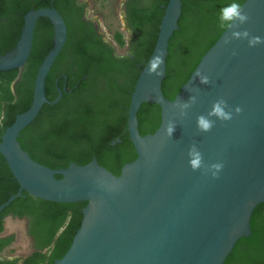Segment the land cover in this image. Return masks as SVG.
I'll use <instances>...</instances> for the list:
<instances>
[{
  "label": "water",
  "instance_id": "95a60500",
  "mask_svg": "<svg viewBox=\"0 0 264 264\" xmlns=\"http://www.w3.org/2000/svg\"><path fill=\"white\" fill-rule=\"evenodd\" d=\"M241 5L249 14L241 28L264 37V0H244ZM180 7V0L167 1L152 51L130 93L126 131L136 157L118 176L94 159L82 166L46 168L32 161L16 141L41 106L55 104L61 95L48 102L43 90L65 37L58 14L52 9L27 12L15 46L0 56V72L20 69L36 19L50 21L52 47L37 68L30 106L0 135V155L18 185L0 211L21 191L53 203H86L67 251L53 264H222L235 242L250 234V215L264 203V44L250 48L246 40H233L224 45L232 31L225 28L175 97L167 100L160 84ZM158 53L164 59L161 75L150 76L148 63ZM196 71L206 73L211 83L199 84ZM192 87L199 93H191ZM192 94L198 96L197 103L181 117L173 105ZM220 97L242 111L229 121L217 120L210 132H199L196 117ZM142 103L157 105L160 115L158 128L144 136L138 134L136 122ZM169 120L176 123L171 138L163 134ZM193 143L206 165L222 163L216 178L188 166L187 151Z\"/></svg>",
  "mask_w": 264,
  "mask_h": 264
},
{
  "label": "trees",
  "instance_id": "16d2710c",
  "mask_svg": "<svg viewBox=\"0 0 264 264\" xmlns=\"http://www.w3.org/2000/svg\"><path fill=\"white\" fill-rule=\"evenodd\" d=\"M244 0H236L242 4ZM233 0H180V15L177 20V30L168 39L167 54L165 58L164 77L161 80L160 90L163 97L172 100L179 92L181 86L187 81L194 70L201 56L213 45L225 28H221L218 22L219 11L222 7L230 4ZM113 38L117 45L122 46V36L114 31ZM153 45L148 47V52L143 62H140V70L144 66ZM33 52L28 58L29 71L28 80L32 81L35 68L39 64L33 59ZM127 64L119 65L114 72L126 73L134 63L127 60ZM32 69V76L29 72ZM17 75V70L0 72V115L6 109H13L14 94L11 90V83ZM94 78L103 82L102 91L97 88ZM132 86V84H131ZM131 88V87H130ZM121 90L116 80L111 76L110 68L101 63L96 71L87 81V87L82 82L75 91L74 103L76 107L72 110H57L49 112L48 107L43 105L37 116L17 137L20 148L27 153L29 158L49 169H61L73 163L78 166L85 165L93 158L96 163L109 171L112 175L118 176L120 168L132 162L136 155L131 156V148H127L129 142L127 136L120 135L115 127L102 117L99 112L103 106L115 100L117 92ZM51 100V99H50ZM27 105L24 109L16 111L22 113L30 106V93H28ZM92 103V104H89ZM94 112L91 118L87 112ZM137 131L140 136L152 134L159 126V107L151 103H142L136 113ZM10 123H3L0 120V134ZM119 140L113 146L111 141ZM0 171L11 179L10 186H17L12 178L5 162L0 156ZM59 178V176H55ZM14 194V193H12ZM26 199L27 194H24ZM0 200L4 203L9 197ZM21 200L15 198L12 202ZM12 202L9 205H12ZM35 203L42 214L41 220L49 225L56 223L48 240L43 245H36L35 249L51 243L55 232L62 227L56 239V244L62 247V251L53 253L51 259L58 260L67 251L71 239L79 228L82 218L81 211L86 203H53L36 199ZM264 208V203L257 205L249 218L248 237L238 239L230 253L222 264H264V227L254 225V220L259 211ZM6 210V209H5ZM20 215V214H18ZM2 223L0 222V232ZM29 230V235L32 236ZM11 241V238L0 240L2 246ZM55 244V245H56ZM48 258L34 251L28 255L21 264H50ZM53 264V263H51Z\"/></svg>",
  "mask_w": 264,
  "mask_h": 264
},
{
  "label": "flooded vegetation",
  "instance_id": "af4514ba",
  "mask_svg": "<svg viewBox=\"0 0 264 264\" xmlns=\"http://www.w3.org/2000/svg\"><path fill=\"white\" fill-rule=\"evenodd\" d=\"M167 1L121 0L120 3L118 2L121 7V10H118L121 21L119 31L121 32L118 33L122 36L123 40V45L119 46L114 41L113 33L108 34L105 32V28L101 26L102 23L95 16V12L91 6L92 0H0V56L15 46L23 25L24 15L27 12L37 9L54 10L63 22L65 37L60 50L46 73L43 90L45 99L48 102L54 100L58 93L61 95L55 104L49 105L45 103L43 105L48 107L49 112H54L57 107V110L70 111L74 109L76 107L74 103L76 89L82 82L87 87L88 79L94 74L96 68L101 63H104V65L110 68L111 76L116 80L121 90L117 92V96L113 102L103 106L98 115L106 120L109 125L115 127L113 133L118 134L119 131V136L126 134L129 142L127 148H131L130 157H132L135 151L126 131L130 93L140 72V62L144 61L148 47L155 43L158 26ZM100 2L103 8L101 10H106V5L111 0H100ZM52 39L53 27L50 21L44 17L37 18L33 26L31 46L26 62L20 69H17V75L11 83L15 107L8 110L6 107L4 108L2 111L3 123H10L14 120L15 116L20 114L16 111L26 108L28 93H30L29 103H31L35 74L41 61L52 47ZM31 52L34 54L33 59L39 62L35 68L32 81L26 77L29 71L27 61ZM127 60L133 62L134 66L129 67L126 73L117 74L118 72H114L119 65L127 64ZM31 76L32 69L28 77ZM94 81L97 83V88L102 91L103 82H100L96 78H94ZM87 114L91 118L94 112L90 111V116L88 112ZM111 142L109 145L113 146L120 141L116 139ZM10 185L11 179L3 174V171H0V200L8 195H13L12 193H16L18 185ZM24 194L26 193L21 191L18 196L21 200L11 201L12 205H9L10 202L0 211V222L2 223L0 240L11 238V241L4 246L0 243V264H21L23 259L34 251H39L41 255L48 258V262L51 261L53 263L55 258L51 259L52 254L62 251V247L56 244V239L65 225L55 232L51 243L40 250L35 249V242L36 245H43L48 240L52 229L57 225V221L50 225L44 221L40 224L39 220H41L42 214L35 203L37 198L27 195L28 198L26 199ZM7 218L23 220L25 222V234L30 241L31 252L22 259L6 257L2 254L13 242L11 234L1 235L3 232V222ZM254 225L257 228L261 227L263 229L264 208L259 211L258 216L254 220ZM29 230L32 231V236L29 235Z\"/></svg>",
  "mask_w": 264,
  "mask_h": 264
},
{
  "label": "clouds",
  "instance_id": "9594fccd",
  "mask_svg": "<svg viewBox=\"0 0 264 264\" xmlns=\"http://www.w3.org/2000/svg\"><path fill=\"white\" fill-rule=\"evenodd\" d=\"M249 21V14L244 11L243 6L233 0L230 4L222 7L219 11L218 22L221 28L232 29L230 36L223 41L224 45L230 44L233 40H246L248 47H256L264 44V37L251 35L247 29L241 28L242 25ZM235 55V51L232 53ZM164 63L161 54H157L148 63L147 74L150 76H160V66ZM195 77L199 84L207 85L211 83L210 77L202 72L196 71ZM191 93H199L198 87L188 89ZM198 96L192 94L187 100L177 101L173 107L178 110L181 117L187 114V110L197 103ZM242 111L240 106L231 107L227 100L223 97L217 98L211 104L210 110L206 114H200L196 117V128L199 132L207 133L212 130L215 122L229 121L233 118V114H239ZM215 118V119H212ZM3 116L0 115V120ZM176 123L174 120H169L164 126L163 134L171 138L175 130ZM188 166L192 171L203 169L205 173L210 172L213 178H216L217 173L222 169V163H212L206 165L204 163L203 154L198 149L197 145L193 143L189 146L187 151Z\"/></svg>",
  "mask_w": 264,
  "mask_h": 264
},
{
  "label": "rangeland",
  "instance_id": "374dc122",
  "mask_svg": "<svg viewBox=\"0 0 264 264\" xmlns=\"http://www.w3.org/2000/svg\"><path fill=\"white\" fill-rule=\"evenodd\" d=\"M120 1L111 0L106 5V10H101L103 8L100 0H92L91 2L95 16L100 20L101 26L105 28V32L108 34H112L114 31L121 32L119 31V28H121V21L119 19L121 7L118 4ZM8 234L12 235L13 242L3 251V255L22 259L31 252L30 241L26 237L25 222L23 220L7 218L3 222V232L1 235Z\"/></svg>",
  "mask_w": 264,
  "mask_h": 264
}]
</instances>
